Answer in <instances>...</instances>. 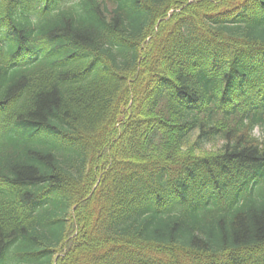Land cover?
<instances>
[{
	"label": "trees",
	"instance_id": "trees-1",
	"mask_svg": "<svg viewBox=\"0 0 264 264\" xmlns=\"http://www.w3.org/2000/svg\"><path fill=\"white\" fill-rule=\"evenodd\" d=\"M0 264H264V0H0Z\"/></svg>",
	"mask_w": 264,
	"mask_h": 264
},
{
	"label": "rangeland",
	"instance_id": "rangeland-1",
	"mask_svg": "<svg viewBox=\"0 0 264 264\" xmlns=\"http://www.w3.org/2000/svg\"><path fill=\"white\" fill-rule=\"evenodd\" d=\"M257 133L259 134V131Z\"/></svg>",
	"mask_w": 264,
	"mask_h": 264
}]
</instances>
